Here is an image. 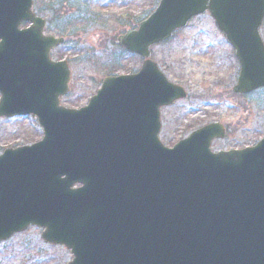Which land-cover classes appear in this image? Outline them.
Here are the masks:
<instances>
[{
    "label": "water",
    "instance_id": "obj_1",
    "mask_svg": "<svg viewBox=\"0 0 264 264\" xmlns=\"http://www.w3.org/2000/svg\"><path fill=\"white\" fill-rule=\"evenodd\" d=\"M205 13L238 61L232 92L264 88V0H159L116 40L139 72L105 78L72 110L59 104L69 68L49 57L63 40L44 36L32 0H0V118L31 116L43 132L0 155V243L31 226L68 264H264V139L214 154L224 130L212 124L172 149L158 140L159 109L186 94L151 48Z\"/></svg>",
    "mask_w": 264,
    "mask_h": 264
},
{
    "label": "rangeland",
    "instance_id": "obj_2",
    "mask_svg": "<svg viewBox=\"0 0 264 264\" xmlns=\"http://www.w3.org/2000/svg\"><path fill=\"white\" fill-rule=\"evenodd\" d=\"M159 0H33L34 10L48 24L46 33L65 38L53 59L70 67L71 90L61 105L79 109L95 95L110 75H130L141 67L138 58L123 55L113 65L115 40L127 28L147 17ZM56 16V17H55ZM264 42V23L260 30ZM152 60L173 84L183 87L186 100L160 111L159 140L171 148L193 131L210 123L225 126L223 140L213 142V152L241 150L264 139V89L242 99L234 98L238 65L208 15L192 20L168 43L152 50ZM42 132L30 117L0 119V154L5 148L40 141ZM41 230L29 228L8 245L14 253L6 264H67L63 248L41 240Z\"/></svg>",
    "mask_w": 264,
    "mask_h": 264
},
{
    "label": "trees",
    "instance_id": "obj_3",
    "mask_svg": "<svg viewBox=\"0 0 264 264\" xmlns=\"http://www.w3.org/2000/svg\"><path fill=\"white\" fill-rule=\"evenodd\" d=\"M133 27H129V28H133ZM116 53L117 54L114 55L113 65L114 66L117 65V68H119L120 64L118 62L124 54L118 48H116ZM12 247L13 246L8 245V244L0 245V264H6L8 262V257L13 256L14 249Z\"/></svg>",
    "mask_w": 264,
    "mask_h": 264
},
{
    "label": "flooded vegetation",
    "instance_id": "obj_4",
    "mask_svg": "<svg viewBox=\"0 0 264 264\" xmlns=\"http://www.w3.org/2000/svg\"><path fill=\"white\" fill-rule=\"evenodd\" d=\"M62 47L56 48L53 50V52H56L57 50L59 51Z\"/></svg>",
    "mask_w": 264,
    "mask_h": 264
}]
</instances>
